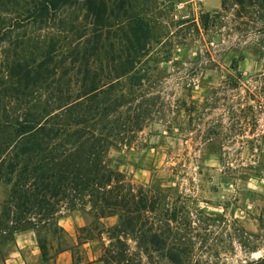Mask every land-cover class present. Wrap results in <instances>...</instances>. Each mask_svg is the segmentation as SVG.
<instances>
[{"label":"rangeland","instance_id":"obj_1","mask_svg":"<svg viewBox=\"0 0 264 264\" xmlns=\"http://www.w3.org/2000/svg\"><path fill=\"white\" fill-rule=\"evenodd\" d=\"M130 2L148 39L123 90L147 116L129 143L108 150L106 163L149 190L156 208L146 224L158 225V246L121 238L150 264H171L167 255L178 264H257L264 258V0ZM8 196L0 185V201ZM74 203L59 200L45 217L0 204V264L14 233L27 228L44 242L42 258L70 247L72 264H103L96 259L118 236V216L96 220L85 198ZM87 229L93 237L82 239Z\"/></svg>","mask_w":264,"mask_h":264},{"label":"trees","instance_id":"obj_2","mask_svg":"<svg viewBox=\"0 0 264 264\" xmlns=\"http://www.w3.org/2000/svg\"><path fill=\"white\" fill-rule=\"evenodd\" d=\"M147 39L130 0H0V185L9 193L0 204L45 217L59 200L85 198L96 220L116 214L119 234L96 259L103 264H150L121 236L158 246V225L146 224L156 208L149 190L106 163L147 116L123 90Z\"/></svg>","mask_w":264,"mask_h":264},{"label":"crops","instance_id":"obj_3","mask_svg":"<svg viewBox=\"0 0 264 264\" xmlns=\"http://www.w3.org/2000/svg\"><path fill=\"white\" fill-rule=\"evenodd\" d=\"M53 255L42 258L35 230L27 228L14 233V246L2 264H72L70 247L58 249Z\"/></svg>","mask_w":264,"mask_h":264}]
</instances>
